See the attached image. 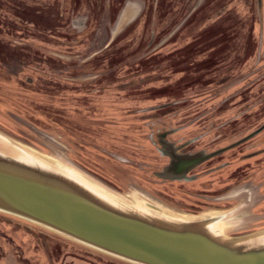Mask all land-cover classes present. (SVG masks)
<instances>
[{
  "label": "rangeland",
  "instance_id": "obj_1",
  "mask_svg": "<svg viewBox=\"0 0 264 264\" xmlns=\"http://www.w3.org/2000/svg\"><path fill=\"white\" fill-rule=\"evenodd\" d=\"M159 131L213 156L162 181ZM0 150L123 207L264 237V0H0ZM0 264L135 263L0 210Z\"/></svg>",
  "mask_w": 264,
  "mask_h": 264
},
{
  "label": "water",
  "instance_id": "obj_2",
  "mask_svg": "<svg viewBox=\"0 0 264 264\" xmlns=\"http://www.w3.org/2000/svg\"><path fill=\"white\" fill-rule=\"evenodd\" d=\"M213 155L174 159L159 176L184 177ZM0 210L135 264H264V237L227 239L210 220L120 206L69 174L0 150Z\"/></svg>",
  "mask_w": 264,
  "mask_h": 264
},
{
  "label": "flooded vegetation",
  "instance_id": "obj_3",
  "mask_svg": "<svg viewBox=\"0 0 264 264\" xmlns=\"http://www.w3.org/2000/svg\"><path fill=\"white\" fill-rule=\"evenodd\" d=\"M170 136L171 134H169L168 132L159 131V132H156L154 136H151L149 138L150 139L149 142H151L153 146H156V151L158 152L160 156L159 158L164 159L165 161L162 168H158V169H161V171H164L168 166H170L171 163L174 161V159H181L185 156L193 155V153L190 151L184 152L186 146L185 145L179 146L177 143L172 142L171 139H169ZM146 139H147V134H146ZM204 163H206V161ZM204 163H202L201 165H203ZM201 165L193 168L192 170L188 172V174H186V176L181 177V178H178V177H174L171 179L160 178L158 176L161 174V171L157 172L156 176L165 182L182 181V180H185L189 176V174H191L192 171H194Z\"/></svg>",
  "mask_w": 264,
  "mask_h": 264
}]
</instances>
